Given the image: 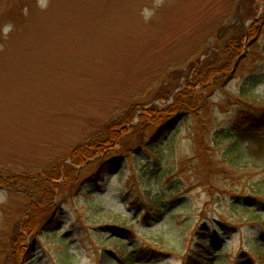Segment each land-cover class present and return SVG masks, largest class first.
<instances>
[{"label":"rangeland","instance_id":"1","mask_svg":"<svg viewBox=\"0 0 264 264\" xmlns=\"http://www.w3.org/2000/svg\"><path fill=\"white\" fill-rule=\"evenodd\" d=\"M242 1L0 0V264H198L213 222L249 229L215 171L233 145L264 165V142L230 126L242 108L264 111V25L205 111L153 142L169 146L142 145L131 129L140 110L174 103L153 99L161 85L183 83L176 70L254 24L239 20ZM112 121L125 122L109 151L116 159L100 171L75 166L74 151ZM224 129L236 142L217 135ZM249 166L244 182L264 178V167ZM220 239L212 264L244 254L264 264V249L241 233Z\"/></svg>","mask_w":264,"mask_h":264},{"label":"trees","instance_id":"2","mask_svg":"<svg viewBox=\"0 0 264 264\" xmlns=\"http://www.w3.org/2000/svg\"><path fill=\"white\" fill-rule=\"evenodd\" d=\"M242 2V7L244 5V9L239 13L238 18L245 23L246 21L257 17L260 10V4L261 2H264V0H245V2ZM263 25L264 16L250 26L248 37L251 36V43L255 42L256 38L259 37ZM245 39L246 29L243 26L239 36L233 37L224 47L210 48L203 55V57H206L204 60H202L203 57H200L197 60L190 62L187 67H183L181 70H176L173 75L180 76V80H184L183 83L169 82L168 84L165 83L161 85L153 99V102L168 101L177 90L185 86L184 89L176 93L172 105L162 109H159L158 106H151L146 110L142 109L144 107L137 109H142L144 112L141 114L140 122L131 129L132 131L140 129L139 141L142 145L146 144L152 149L169 146L168 142L164 145L153 142L158 138L160 133H165L173 128V121L177 116L185 117L187 115L194 113L199 114L200 112L205 111L208 106L209 95L211 96L215 91L225 87L226 80L230 77L233 69L239 65L243 58V56H241L243 49L242 43L245 42ZM249 93L250 91L247 88H244L240 95L241 97L247 98ZM124 123L125 122L112 121L109 124H106L103 129L105 132L102 130V132L97 133L93 138L89 139L90 141L86 145L84 144L74 151L72 155V163L75 166H82L86 162L88 165L91 164L90 166L99 164L98 170L100 171L105 164L104 163L100 166L101 161H111L110 158L113 157V154L109 153L110 148L113 149L112 147L120 142V132ZM230 126L233 131H237L239 134H249L252 143L264 142V111L256 112L249 107L242 108L235 114ZM152 132L153 134L151 135ZM226 132V129H224V131L218 132L217 135L224 140L232 139L233 142H236L237 138L227 137ZM236 151L237 148H235L234 145L231 146L230 154L234 153V157L227 160L223 169H216L217 171H214L218 175L225 176L224 178L228 183L227 187L229 188V191L234 194L229 202V207L235 212L237 211L245 214L246 225L249 229L244 230L245 225H243V228H240L239 226L231 227V225L224 222H213L214 231L212 232V236L204 241V255L197 258L198 264H202L203 260L208 261L209 264H212L213 261L214 263H217L218 259H211V256L215 253L221 254V250L216 249L220 248V244L224 242L220 239L221 234L227 235L234 230L241 233L242 236H246L249 244H252V247L257 248L260 246L261 248L259 251L264 249V193L262 192L264 190V178L253 182V184H250V182H244V180H247L246 178L250 179L249 177H252L249 175V170L251 169L249 165L254 166V170L261 169L264 165L251 164L249 160L246 161L243 157L244 153L241 150ZM106 153L107 155L105 158L98 159L94 164H92L93 161L89 163L90 159L92 160ZM225 157L226 156L224 155V158ZM208 167L209 172H211L214 169V163L209 161ZM59 177L60 175L53 176L55 179H58ZM96 178V181L102 179L99 174ZM247 191L250 193L247 194ZM247 199L252 200L251 204ZM21 227L22 226H20L19 230L21 233L18 234L17 231V237L22 244L25 231H21ZM26 232H28V230ZM29 232H31V229ZM218 243L220 244L217 245ZM231 264L258 263L251 256L244 254L241 258H238Z\"/></svg>","mask_w":264,"mask_h":264},{"label":"water","instance_id":"3","mask_svg":"<svg viewBox=\"0 0 264 264\" xmlns=\"http://www.w3.org/2000/svg\"><path fill=\"white\" fill-rule=\"evenodd\" d=\"M179 119H180V118H179V117H177V118H176V120H175V122L177 123V122L179 121Z\"/></svg>","mask_w":264,"mask_h":264}]
</instances>
